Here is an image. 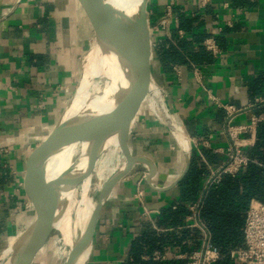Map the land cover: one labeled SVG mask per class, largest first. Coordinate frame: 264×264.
<instances>
[{"label":"crops","instance_id":"obj_1","mask_svg":"<svg viewBox=\"0 0 264 264\" xmlns=\"http://www.w3.org/2000/svg\"><path fill=\"white\" fill-rule=\"evenodd\" d=\"M93 8L94 0H0V253L36 215L42 193L39 190L31 197L28 189L36 183L25 177L31 174L35 179L41 145L75 89L92 37ZM147 10L149 70L159 83L167 111L183 123L191 152L205 169L200 184L204 193L211 185V174L226 158L228 139L223 132L227 112L207 96L203 86L222 105L240 109L233 123L264 118L257 110L263 103H255L264 95L252 94L254 82L264 72V0H213L204 8L198 0H148ZM181 15L197 19L191 31L179 26ZM164 19L166 28L160 29ZM174 30L180 39H190L193 33L204 34V40L212 37L220 53L210 55L208 62L175 64L171 72H164L156 48L161 39H171ZM191 65L199 67L201 83ZM150 115L148 108L135 109L128 145L132 154L149 157L157 173L149 185L145 165L135 164L115 185L99 214L87 264H121L144 227L157 232L171 229L157 226L154 218L179 200L180 181L164 187L177 179L184 157L170 133ZM252 139L254 143L255 135ZM205 151L212 160L206 159ZM162 174L165 180L160 179ZM202 197L188 206L191 213L184 220L190 229L195 222L200 224L196 227L199 247L190 253L174 247L155 251L156 259H188L202 249L204 232L211 246L198 218Z\"/></svg>","mask_w":264,"mask_h":264},{"label":"water","instance_id":"obj_2","mask_svg":"<svg viewBox=\"0 0 264 264\" xmlns=\"http://www.w3.org/2000/svg\"><path fill=\"white\" fill-rule=\"evenodd\" d=\"M147 2L148 0H140L135 13L129 17V35L125 42L124 51L120 57L123 71L116 79V82H123L125 75L127 82H123V86L120 88L116 86L115 92L112 91L108 94L107 100L110 99L109 102H111V104L110 109L106 112L96 113L87 110L79 117L68 116L69 109L75 100L76 94L82 87L83 80L87 78L85 75V67L81 66L82 72L77 82L75 92L65 104L50 134L41 145L35 179H33L31 174L25 177L27 182L36 183L35 187L28 189L29 195L35 197V193L40 190L42 197L40 198L36 215L30 225L15 239V241L9 244L0 253V258L3 256L10 257L8 264H32L37 250L47 240L52 231L56 229L55 222L58 220V217L62 216V209L64 206L60 199L61 192L68 191L72 187L79 185L83 178L91 173L97 159L105 150V148H103V140L108 134L117 135L120 150L124 156V162L120 165L118 170L109 175L100 185L95 199L94 209L85 229L69 249L64 264H75L78 257L83 253L87 254L84 259V264L88 263L92 251L94 232L101 209L115 185L131 172L135 164L145 165L147 174L144 179L147 184L151 185V179L157 173L155 163L145 155L132 154L128 145L133 113L143 100V96L147 93L144 86L151 82L157 89L159 98L162 97L159 84L151 75L147 63L149 48V14ZM98 3H101L102 11L104 0H94L93 17L94 14H96ZM102 24L103 22L99 21L98 27L101 28ZM112 84V80L110 79L108 85L111 86ZM103 92L104 91H102L101 94H103ZM149 96L151 99L150 106L152 111L157 116L160 123L167 128L184 157L183 169L171 185L164 187V189H168L177 185L187 172L192 155L191 146L183 123L178 121V124L181 126V132L174 129L172 127V119L174 120V117L169 114L162 104L163 107L161 109H163L165 115L159 114V101L161 100L157 103L153 94L150 93ZM77 120L82 121L80 130L76 129L74 125V122ZM80 141L88 144L87 169L85 172L69 175L73 167H68L54 179H47L46 162L49 157L55 154L60 147ZM165 177V174H162L160 179L165 180Z\"/></svg>","mask_w":264,"mask_h":264},{"label":"trees","instance_id":"obj_3","mask_svg":"<svg viewBox=\"0 0 264 264\" xmlns=\"http://www.w3.org/2000/svg\"><path fill=\"white\" fill-rule=\"evenodd\" d=\"M178 20L180 27L191 31L197 19L181 15ZM205 37L204 34L193 33L190 39H180L174 30L171 39H161L156 54L162 70L168 73L175 64L210 61L211 56L201 45ZM252 94L264 95V72L254 82ZM257 110L264 114V103ZM245 153L250 161L237 174H222L204 193L200 184L205 169L192 153L190 166L178 184L179 200L173 206L163 208L154 218L157 226L171 229L157 232L144 227L131 241L127 259L121 264H186L188 259H156L153 253H162L172 247L190 253L199 247L200 231L196 227H186L184 220L191 213L188 206L195 203L201 194L198 218L208 231L211 247L220 254L212 264H245L231 258L229 253L244 246V220L251 200L264 203V118L256 124L255 141L245 148ZM205 157L212 160L206 151Z\"/></svg>","mask_w":264,"mask_h":264},{"label":"bare ground","instance_id":"obj_4","mask_svg":"<svg viewBox=\"0 0 264 264\" xmlns=\"http://www.w3.org/2000/svg\"><path fill=\"white\" fill-rule=\"evenodd\" d=\"M139 2L140 0H123L121 9L122 14L114 23L108 6L103 8L101 16L102 22L106 23L107 27H109V30L107 31V37L106 39L103 38L104 40L100 42L98 46H94L90 51L91 53H89L90 55L88 56L85 66V75L87 78L83 80L82 87L76 94L75 100L69 109L68 116L79 117L87 110L94 111L96 113L106 112L110 109L111 104V102H109L110 99L107 100L108 94L112 91L115 92L116 86L120 88L123 86V82H127L125 75L123 82H116V79L123 71V65L120 63V57L124 51L125 42L129 35V17L135 13ZM96 74L105 76V78L107 77L109 82L111 79L113 84L111 86L104 84L105 87L103 89H97L90 86V79ZM144 87L149 95L150 93L153 94V97L155 100H157V103L159 100L162 101H159L158 112L164 116L165 112H163V109H161L163 107L162 105L165 107L163 97L159 98V93L151 82ZM102 91H104L103 94H101ZM176 119H172V127L181 132V126L178 124L179 122ZM81 124L82 121L80 120L74 122L76 129L79 130L81 128ZM112 141L119 146L117 135L108 134L103 140V148H107L109 145H111ZM77 151L79 152L78 157L74 159V154ZM87 157L88 144L86 142H74L72 144L60 147L58 151L50 156L46 162L47 179H54L68 167H73V170L69 175L85 172L87 169ZM119 168L120 166L116 170ZM92 176L93 169L87 177L83 178L79 186L77 185L72 187L68 191H62L60 195V199L64 208L62 209V216L58 217V220L55 222V228L61 234V251L66 253L65 259L69 249L85 229V226L95 206V200L90 194ZM86 255V253L81 254L76 260L75 264H84ZM9 260L10 257L6 259L4 264H8Z\"/></svg>","mask_w":264,"mask_h":264},{"label":"built area","instance_id":"obj_5","mask_svg":"<svg viewBox=\"0 0 264 264\" xmlns=\"http://www.w3.org/2000/svg\"><path fill=\"white\" fill-rule=\"evenodd\" d=\"M198 1L199 5L204 8L210 5L213 0ZM166 15L168 16L167 18L171 16L170 10L167 11ZM166 20L164 19L160 22V29L166 28ZM203 47L209 55L214 57L220 53V48L212 37H207L204 40ZM191 66L196 80L201 83L202 76L200 75L199 67L195 65ZM174 70L179 73L178 66H174ZM203 88L207 96L219 106H222L227 112V121L223 129L228 139V145L225 149L226 158L211 174L209 184H212L217 182L222 174H237L250 161L248 155L245 153V148L253 144L252 138L255 135L256 124L263 119V116H254L245 124H235L232 120L240 109L230 105H222L211 95L209 89L204 86ZM255 103H264V98L257 99ZM145 174L146 172L142 175ZM137 197L140 200L142 199L141 190H138ZM196 206L198 205L196 204L192 207L194 211L197 209ZM190 226L200 227V224L195 222V224ZM243 236L244 246L231 250L229 253L230 257L245 264H264V203L251 200L245 214ZM204 238L205 241L202 249L192 252L188 256L187 264H212L220 258V254L209 245L208 235L205 232ZM157 257V255H154V258Z\"/></svg>","mask_w":264,"mask_h":264},{"label":"rangeland","instance_id":"obj_6","mask_svg":"<svg viewBox=\"0 0 264 264\" xmlns=\"http://www.w3.org/2000/svg\"><path fill=\"white\" fill-rule=\"evenodd\" d=\"M122 2H123V0H104V3L102 5V11H103V8L108 6V9L110 10L112 18L114 20L113 23L122 14V11H121ZM100 11H101V3L100 4L98 3V6L96 8V14H94V17L91 18V21H90L91 29H92V37H91V40L89 42V47H88L86 53L84 54V56L82 57V60H81V66H83V67L86 66V61L88 59V56L90 55L89 53H91L90 52L91 49H93V47L96 45L98 46V44L100 42H102L104 39H106V37H107V31L109 30L108 29L109 27H107V24L103 22V24L101 25V28L98 27L99 21H102V17H101L102 11H101V13H100ZM81 72H82V68H81ZM80 75H81V73H80ZM80 75H79V78H80ZM79 78H78V80H79ZM78 80H77V82H78ZM105 81L107 84L105 83ZM90 82H91L90 86L97 88V89H103L105 87V85H108L109 80L107 77L105 78V76H101V75L96 74V75H94L93 78L90 79ZM76 85H77V83H76ZM76 85H75V89H76ZM75 89H74L73 93L75 92ZM160 90H161V88H160ZM73 93L71 94V96L73 95ZM135 101H136V99H135ZM143 101H147V103H149V104L144 105L143 102H140L142 104H139V105L144 107V108L150 109L151 119L154 122L161 124L159 119L157 118V116L154 114V112L151 109L150 96L148 93H146L143 96ZM162 127H164L167 130V128L164 125H162ZM111 145H109L107 148H105V150L101 153V155L97 159L95 165L93 166V176H92V184H91L90 194L94 198V200L97 197V193H98V189H99L100 185L124 161V156L120 150V146L113 143V141H112ZM78 154H79V152L77 151L74 154V159H76L78 157ZM61 246H62L61 234L57 229H55L49 235L47 240L42 244V246L37 250V252L34 256V259H33L34 262H32V264H64L66 253L64 251H61ZM5 258L7 259L8 256H3L0 258V264H4L6 262Z\"/></svg>","mask_w":264,"mask_h":264}]
</instances>
